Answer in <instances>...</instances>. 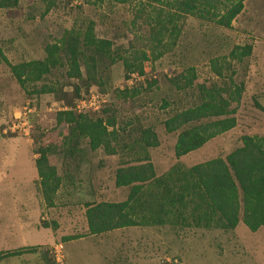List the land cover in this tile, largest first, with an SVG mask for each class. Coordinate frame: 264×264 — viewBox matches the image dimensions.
Segmentation results:
<instances>
[{"label":"rangeland","instance_id":"374dc122","mask_svg":"<svg viewBox=\"0 0 264 264\" xmlns=\"http://www.w3.org/2000/svg\"><path fill=\"white\" fill-rule=\"evenodd\" d=\"M133 4L54 0L49 11L41 15L43 1L18 0L14 7L0 8V50L12 64L42 59L45 44L57 41L63 30L82 29L92 20L94 35L110 39L120 51L132 44L149 52L144 25L138 23L140 20L132 25ZM180 23L176 46L143 63L146 81L155 77L156 84L143 90L132 80L133 89L139 93L131 98L119 93L125 88L121 61L109 64L104 60L98 65V85L85 87L76 79H67L64 68L57 67L41 81L27 84V92L0 62V252L36 246L34 253L4 257L0 264H56L50 255L56 243L62 244V264H264V227L251 232L240 221L232 230L164 225L86 234L84 203L125 199L128 187L114 186V166L131 155L124 148L113 155L100 148L90 151L84 139L75 149L64 151L62 140L67 129L64 124H55V112L71 108L79 95L88 91L105 93V103L88 115L113 116L122 143L135 139L140 128H152L160 146L150 147L147 154L156 175L175 162L190 166L223 157L240 145L243 134L264 135V110L255 107L256 102L264 108V0H243V8L230 28L189 15ZM245 44L251 46L250 54L239 61H228L223 80L214 76L209 60L221 61L233 46ZM187 67L194 69L193 85L176 89L170 80L181 84L178 74ZM80 70L84 77L82 65ZM229 79L242 84L238 103L230 105H236L235 126L177 161L172 153L175 133H166L162 120L198 101L196 84L228 85ZM42 83L54 91L33 93ZM75 85L81 86L78 96L73 93ZM162 100L168 103L164 108ZM26 127L24 133L22 128ZM40 146L50 148L48 162L61 178L53 207L42 202L33 174V159ZM42 221H54L55 230L43 228ZM68 235L82 236L63 241L62 237Z\"/></svg>","mask_w":264,"mask_h":264},{"label":"trees","instance_id":"16d2710c","mask_svg":"<svg viewBox=\"0 0 264 264\" xmlns=\"http://www.w3.org/2000/svg\"><path fill=\"white\" fill-rule=\"evenodd\" d=\"M44 2V15L54 5V0ZM91 1L93 4L104 0ZM126 4L134 1L132 25L138 22L146 29L150 51L135 48L132 44L120 51L110 39L94 35V22L88 20L82 29L71 27L63 30L59 39L45 44L42 59L10 63L0 50V62L4 63L24 91L27 84L41 81L57 67L64 68L67 79H76L85 87L100 84L97 68L107 60L109 64L121 61L123 78L136 73L142 80L137 81L143 90L156 84V78L146 81L143 63L159 58L172 50L181 34V19L189 15L219 27L230 28L231 21L243 8V0H107ZM18 0H0V8L14 7ZM251 52V46H233L221 61L209 60L210 71L224 79L223 70L228 61L241 60ZM227 60V61H226ZM84 67V77L80 66ZM181 84L176 89L193 85L196 78L192 67L178 74ZM228 85L215 82L196 84L198 101L173 112L162 120L166 133H175L173 156L177 159L198 149L211 138L232 129L236 124V105L242 92V84L228 80ZM80 85L73 93L79 95ZM131 89V90H130ZM33 93H51L53 88L42 83ZM139 90L123 88V98H131ZM168 105L165 100L161 108ZM255 107L264 110L255 102ZM55 124H64L62 145L64 151L75 149L79 140L84 139L90 151L101 148L105 154H116L125 149L130 158L120 160L114 169L115 187H128L125 199L121 201H98L84 203L86 234L96 235L124 227H195L203 229L232 230L240 221L254 232L264 227V135L240 136V145L223 157L184 166L172 164L160 175L155 174L147 154L148 147L158 145L155 132L150 127L140 128L138 136L131 142L119 140L118 128L113 116L90 117L75 113L71 109L55 112ZM48 146L38 147V156L33 159L38 189L46 207L55 205V196L61 185V178L55 167L48 162ZM43 228L55 230L56 223L42 221ZM82 235H68L63 241L80 238ZM36 246H21L11 251L0 252V260L9 256L34 253Z\"/></svg>","mask_w":264,"mask_h":264},{"label":"built area","instance_id":"2783aa9c","mask_svg":"<svg viewBox=\"0 0 264 264\" xmlns=\"http://www.w3.org/2000/svg\"><path fill=\"white\" fill-rule=\"evenodd\" d=\"M127 80V84L131 85L133 83L132 80L139 81L141 80V77L136 73H131L129 74ZM103 103H105V93H100L98 91H88L87 94L79 95L75 99L74 104L70 109L75 113L88 114L89 111H98ZM22 130L25 133L27 127L22 128ZM50 255L52 260L56 264H62L64 258L62 252V244H54L50 249Z\"/></svg>","mask_w":264,"mask_h":264},{"label":"crops","instance_id":"0c3cea01","mask_svg":"<svg viewBox=\"0 0 264 264\" xmlns=\"http://www.w3.org/2000/svg\"><path fill=\"white\" fill-rule=\"evenodd\" d=\"M141 80H142V77H141ZM140 81V80H139ZM127 82H128V80L127 79H125L124 80V87L125 88H131V87H133V83L131 84V85H129V84H127ZM70 109V108H69ZM62 110V109H61ZM142 128H144V127H142ZM224 133V132H223ZM157 137V136H156ZM133 140V139H132ZM132 140H130V141H132ZM157 141H158V145L156 146V147H153V148H159V146H160V142H159V140H158V138H157ZM175 141V140H174ZM174 144V143H173ZM205 144V143H204ZM203 144V145H204ZM150 147H148L146 150H147V152H149V149ZM98 149V148H97ZM101 149V148H100ZM103 151V150H102ZM126 151V150H125ZM172 153H173V147H172ZM187 154V153H186ZM107 155H113V154H107ZM184 155H182V156H180L179 158H177L176 160L177 161H182L183 160V157ZM150 158V157H149ZM150 161H151V163L153 164V162H152V160H151V158H150ZM154 165V164H153ZM115 168L117 167V165H115L114 166ZM154 167V166H153ZM155 170V169H154ZM33 173V172H32ZM34 175H36V172L35 173H33ZM37 177V176H36ZM114 230H116V229H114ZM112 231V230H111ZM109 232V231H108Z\"/></svg>","mask_w":264,"mask_h":264}]
</instances>
